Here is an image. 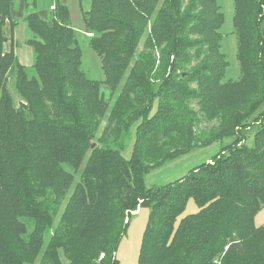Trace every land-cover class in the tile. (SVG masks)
<instances>
[{
    "label": "trees",
    "instance_id": "obj_1",
    "mask_svg": "<svg viewBox=\"0 0 264 264\" xmlns=\"http://www.w3.org/2000/svg\"><path fill=\"white\" fill-rule=\"evenodd\" d=\"M15 1L0 0V264H118L142 208L137 264H264V224H254L264 206V0H232L235 80L225 77L218 0H78L90 2L82 32L101 81L84 73L59 3L48 20L27 5L34 61L16 63L3 50ZM200 115L215 123L208 133ZM214 143L210 162L146 185ZM189 200L198 212L178 221Z\"/></svg>",
    "mask_w": 264,
    "mask_h": 264
},
{
    "label": "rangeland",
    "instance_id": "obj_2",
    "mask_svg": "<svg viewBox=\"0 0 264 264\" xmlns=\"http://www.w3.org/2000/svg\"><path fill=\"white\" fill-rule=\"evenodd\" d=\"M221 9L224 14V23L221 28L222 32V52L226 55L228 61V68L226 69L225 77L226 79L235 80L240 75L239 65L236 59V38L233 33L232 28V17H233V4L232 0H218ZM32 6L28 7V11L32 10ZM35 9V8H34ZM38 11V10H37ZM54 11V9H53ZM77 11L75 12V14ZM82 13L78 14L77 19L75 20L76 24L81 20ZM71 19V18H70ZM72 24V23H71ZM77 33V32H76ZM81 30H78L77 38L81 42L80 48L83 52L82 57V69L88 78L92 80L101 81L103 80V73L100 68V62L97 56L92 52L88 47L86 42V34ZM142 43L138 46V51H141ZM10 80V78L8 77ZM9 89H11V83H8ZM105 92V96H107ZM15 102H18V97H15ZM156 104L152 107V112L155 110ZM191 107L198 112V106L195 103L191 104ZM215 124L214 121L208 122L200 115V121L198 124V132L202 131L208 133L209 128ZM134 138H130L127 144V150L123 152L125 158H129L131 153V148ZM227 143L226 141L223 144ZM253 143L252 138L247 141V145L251 146ZM222 147L221 143H214L208 147L198 148L193 153L183 156L182 158L165 165L161 169H155L152 174L146 177V185L148 187L154 185H164L170 182H173L184 175H186L193 167L198 164L211 159L214 155L219 153ZM207 162H210L207 161ZM198 208L195 205L193 200H189L184 209L182 215L178 218V221L189 215L196 214ZM149 210L146 208L139 209L136 214L130 219L127 232L122 238L118 250L116 252V259L118 264H137L140 244L142 240V235L148 220ZM57 223V219L55 220ZM254 224L256 227L262 226L264 224V206L258 211L254 218ZM61 256V254H60ZM64 261V260H63Z\"/></svg>",
    "mask_w": 264,
    "mask_h": 264
},
{
    "label": "crops",
    "instance_id": "obj_3",
    "mask_svg": "<svg viewBox=\"0 0 264 264\" xmlns=\"http://www.w3.org/2000/svg\"><path fill=\"white\" fill-rule=\"evenodd\" d=\"M57 3L68 8L71 23L75 31L77 33L78 30L82 31L83 29L81 20H79V23H77V25H75V20L77 19L79 13L81 14L89 10V1H83L79 3L78 0H16L12 3L11 17L9 21H6L4 27L7 41L4 43L3 50L5 52L13 50L16 63L24 67H30L34 61L32 48L29 45L25 44L28 35L27 26L24 22V17L26 16L28 11L27 5H33L34 8L38 10L37 13L39 17L43 20H48L52 16L54 6ZM76 11L77 13L75 14ZM12 22L14 23V25H11ZM86 36L88 35L86 34ZM14 74L15 66H12L8 71L7 77H9L11 80ZM134 214H136V212H134L133 215Z\"/></svg>",
    "mask_w": 264,
    "mask_h": 264
},
{
    "label": "built area",
    "instance_id": "obj_4",
    "mask_svg": "<svg viewBox=\"0 0 264 264\" xmlns=\"http://www.w3.org/2000/svg\"><path fill=\"white\" fill-rule=\"evenodd\" d=\"M88 36H89V34H88ZM99 258L102 259L103 258V254H101Z\"/></svg>",
    "mask_w": 264,
    "mask_h": 264
},
{
    "label": "water",
    "instance_id": "obj_5",
    "mask_svg": "<svg viewBox=\"0 0 264 264\" xmlns=\"http://www.w3.org/2000/svg\"><path fill=\"white\" fill-rule=\"evenodd\" d=\"M94 146H95V144L93 143L92 146H91V148H93Z\"/></svg>",
    "mask_w": 264,
    "mask_h": 264
}]
</instances>
